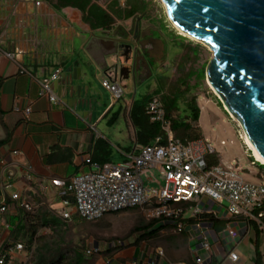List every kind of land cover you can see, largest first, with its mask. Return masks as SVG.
Returning a JSON list of instances; mask_svg holds the SVG:
<instances>
[{"label":"crops","instance_id":"0c3cea01","mask_svg":"<svg viewBox=\"0 0 264 264\" xmlns=\"http://www.w3.org/2000/svg\"><path fill=\"white\" fill-rule=\"evenodd\" d=\"M134 16L128 18L127 24L116 22L107 28H92L75 7L56 8L51 0H0V140L7 137L0 146V158L7 162L8 193L20 191L24 199L31 198L35 202L42 197L52 207L65 210L62 195L66 194V185L72 176L91 168L86 159L103 164L111 162L114 154L123 158L124 152L138 150L135 133L131 134L128 123L127 141L121 130H114L121 111L125 122L132 124L129 112L137 98L132 96L124 106H117L114 102L108 104L100 99L97 88L104 89L101 79L117 64L114 51L106 48L108 45L101 41L102 38L120 36L122 27L129 29L137 21ZM139 23L141 29L149 27L143 26L142 21ZM155 43L162 51V45L158 41ZM5 50H13L17 62L7 58ZM21 69L25 72L21 73ZM73 69L96 73V81L91 82L87 74L74 81L88 84L85 97L88 102L77 103L74 108L75 95L67 82L64 92L62 89L58 95V102H51L47 96L38 94L41 81L49 80L58 70L59 82L63 74L67 77ZM161 75V72L156 74V81L147 86L142 96L156 89L163 91L164 85L159 80ZM135 80L141 85L150 79L141 81L138 77ZM112 81L122 88V95L135 92L137 84L134 87L130 79L114 80L112 76ZM58 82L53 83L56 93ZM26 108L30 110L28 114ZM130 143L135 146L131 148ZM14 150L20 153L14 154ZM13 214L11 209L8 216ZM235 225L239 231L236 239H230L222 229L214 235L215 264H254L255 248L260 251L261 233L264 232L245 221L238 220ZM6 234L0 225V248ZM185 236L183 253L172 255L166 250L159 264H193L190 251L193 242L187 234ZM228 249L238 252L236 262L227 258ZM141 252V248L133 250L135 264H146ZM260 254L262 264L261 251ZM10 256L13 258L11 264H17L16 260L25 263L28 258L26 252L18 250H12ZM105 262L120 264L114 258Z\"/></svg>","mask_w":264,"mask_h":264},{"label":"built area","instance_id":"2783aa9c","mask_svg":"<svg viewBox=\"0 0 264 264\" xmlns=\"http://www.w3.org/2000/svg\"><path fill=\"white\" fill-rule=\"evenodd\" d=\"M133 25L131 30L137 32L139 28L135 30ZM108 39L112 42L114 40ZM112 42L107 41L106 44L110 43L108 46H111ZM4 55L17 62L13 50H5ZM20 72L24 73L25 70L21 69ZM147 72L145 70V74ZM58 75L57 70L49 80L39 83L38 94L47 96L51 102L59 101L58 93L53 87V83L58 81ZM110 76L101 79V86L119 99L122 88ZM29 111L26 108L25 113L28 114ZM145 113L150 122L159 124L161 134L155 136L150 143L139 146L137 151L124 152L122 161L99 164L86 159L91 168L72 176L66 185V192L73 196V204L71 210L61 212L65 219H70L75 214L81 220L92 221L107 213L142 208L146 216L156 220L158 225L171 226L174 233L188 235L193 242L190 251L195 264H207L216 254L214 235L218 232L214 229L215 222H224L222 230L230 239L238 238L239 231L235 225L238 220L247 224L252 220L258 228L264 229V182H249L231 165L219 161L213 163L212 159L217 152L205 138L183 141L175 137L171 118L166 115L158 96H152L148 100ZM13 153L18 155L20 152L14 150ZM6 166L7 162L0 158V224L7 233L4 241L8 240L10 226L6 215L10 210L19 207L33 209L20 191L8 193ZM145 168L157 171L161 185L150 186L143 181L141 172ZM210 203L215 206H210ZM64 204L68 206L69 202L64 200ZM257 209L260 210L259 214H255ZM8 241L5 250L0 251V264H11V257L8 258L7 254L22 248L21 244ZM98 251L95 244H89L85 248L87 255ZM144 254L146 264H159L160 258L164 256L160 247L153 253L149 251ZM226 256L232 262L239 258L234 249H228ZM135 263L134 260L133 264Z\"/></svg>","mask_w":264,"mask_h":264},{"label":"rangeland","instance_id":"374dc122","mask_svg":"<svg viewBox=\"0 0 264 264\" xmlns=\"http://www.w3.org/2000/svg\"><path fill=\"white\" fill-rule=\"evenodd\" d=\"M103 7H109L115 0H95ZM127 0H117L120 7H125ZM148 4L144 11L138 12L136 15L142 19L143 26H154L162 34L165 42L166 56L165 61L160 65L161 83H163V92H174L179 88L183 92L182 98L179 100V110L173 113L176 118L180 116L182 119L188 120L193 124L198 137H203L209 141L217 152L218 161L231 167L238 172V174L245 180L252 183L264 182V167L259 166L244 142L243 129L236 117L219 101L218 96L213 92L208 81L205 79V69L208 61L212 57V51L203 43L184 35L173 26L161 0H144ZM130 19H116V22L127 24ZM186 34V33H185ZM204 71V77L197 78L196 72ZM192 72L193 75L189 77L187 74ZM155 74V72H154ZM164 75V76H163ZM156 75L147 81L145 84H137L135 92L127 94L123 93L121 99H116L113 94L100 87L98 94L100 99L106 103H115V105L124 106V103H129L132 96L139 98L147 89V86L156 81ZM196 98V103L200 108V117L197 123L192 122L187 115L190 116L186 103L192 98ZM221 99V98H220ZM128 120V117H126ZM129 124L131 134L135 133L133 125L126 121L121 111L118 115L117 124L114 130H121L124 139L127 141L128 130L126 124ZM193 134V135H194ZM181 137L180 135H178ZM197 137V138H198ZM131 148L135 146L131 144ZM140 144H137L138 148ZM130 148V149H131ZM121 155H115L111 162L122 161ZM253 161L254 163H252ZM141 177L145 183L150 186L161 185L162 181L158 177L155 169L145 168L141 172ZM151 180H148V179ZM39 199V198H38ZM41 204L49 209H55L62 212V209H56L51 206L48 200L40 197ZM32 204L33 208L39 205L31 198L25 199ZM210 206H215L210 203ZM13 208V212H14ZM52 209V210H53ZM63 209H72V205H63ZM68 235L83 249L89 244L98 246V252L91 255L93 264H107L105 261L109 258H114L120 264H132L134 260L132 257L135 253V248H141L142 256L144 257L147 251L151 253L157 247H160L164 253L166 250L172 255L183 253L182 235L175 234L171 226H162L152 236H141L145 231L144 225L156 222L148 218L142 208L124 209L114 213H107L95 221H83L75 214H72L70 219H67ZM156 224V223H155ZM1 225V224H0ZM158 225V223L156 224ZM2 226V225H1ZM48 230L41 231L46 233ZM264 232V229H262ZM9 233V232H8ZM260 251L264 264V233H261ZM122 242L124 244H122ZM116 249L106 250L108 247ZM113 255V256H111ZM143 260V258L141 257ZM17 264H21L20 260H16ZM19 261L21 263H19Z\"/></svg>","mask_w":264,"mask_h":264},{"label":"water","instance_id":"95a60500","mask_svg":"<svg viewBox=\"0 0 264 264\" xmlns=\"http://www.w3.org/2000/svg\"><path fill=\"white\" fill-rule=\"evenodd\" d=\"M173 26L212 49L205 69V79L222 96L230 112L240 122L248 142L264 159V0H161ZM133 28H140L139 20ZM103 43L111 41L102 38ZM164 49L162 39H157ZM131 54L130 67L125 70L122 54L114 51L117 64L105 73L116 79H130L135 85L137 74L141 81L152 72L148 61L135 41H122ZM113 45L106 47L112 49ZM145 70L148 72L145 74ZM96 81L94 72L72 70L57 83L58 95L64 92L65 82L75 95V104L88 102V84L74 83L83 76ZM104 74V73H103ZM125 87V86H123ZM98 88V87H97Z\"/></svg>","mask_w":264,"mask_h":264},{"label":"trees","instance_id":"16d2710c","mask_svg":"<svg viewBox=\"0 0 264 264\" xmlns=\"http://www.w3.org/2000/svg\"><path fill=\"white\" fill-rule=\"evenodd\" d=\"M56 8L71 6L79 9L82 12L83 20L92 28H107L115 23V20L128 19L133 17L140 11H144L145 6L148 4L144 0H127L125 7L118 5L117 0L113 2L109 7H103L95 0H51ZM189 77L193 75L192 72L187 74ZM197 78L204 77V71L199 70L196 72ZM152 96H158L165 109L166 115L171 118L172 131L175 137L181 140H190L197 138L199 134L194 129L195 126L188 120L182 119L180 116L174 117L173 113L177 112L179 108V100L183 96V92L177 88L174 92H163L161 89H156L152 93H147L140 98L135 99L130 108L129 116L130 120L135 128V142L136 145H146L150 143L155 136L161 134V128L158 123L150 122L147 114L145 113V106L148 100ZM192 122L197 123L200 116V108L196 103V98L192 97L187 103ZM194 134V135H193ZM180 135L181 137H179ZM7 141V137L0 140V146ZM90 161L94 162L90 159ZM213 163L218 162L217 155L212 159ZM264 167V164H258ZM63 199L68 201L69 204H73V196L66 192L62 195ZM39 205L31 210H26L22 207L16 208L14 214L11 216L6 215L9 223L8 240L11 243H19L22 245L21 249H14L18 251L26 252L27 261L23 264H93L91 255H87L82 245L77 244L68 235L67 219H65L61 212L55 209H49L45 205L41 204V199H37ZM260 210H255V214H259ZM104 216V215H103ZM264 221V215L262 216ZM97 220V219H96ZM86 221V220H83ZM95 221V220H92ZM156 220H153V222ZM253 226L257 227V224L252 220L249 221ZM157 224V222H155ZM150 222L144 225L145 228L141 236H152L158 231L162 225H156ZM224 225L223 221H217L214 223V229L217 231L222 229ZM48 230L46 233L41 231ZM178 234V233H175ZM182 243H186V236L183 233ZM4 241L0 248V251L5 250L7 242ZM9 244V243H8ZM113 247V246H112ZM116 249L107 248L106 250ZM100 251V250H99ZM10 258V254H7ZM113 256V255H111ZM256 260L254 264H261V254L258 248H255ZM11 260L13 258L11 257ZM12 263V262H11ZM216 259L212 256L210 262L207 264H215ZM193 264H195L193 262Z\"/></svg>","mask_w":264,"mask_h":264},{"label":"flooded vegetation","instance_id":"af4514ba","mask_svg":"<svg viewBox=\"0 0 264 264\" xmlns=\"http://www.w3.org/2000/svg\"><path fill=\"white\" fill-rule=\"evenodd\" d=\"M134 17H135V19L138 18L137 15ZM141 20L142 19H139V22ZM131 27H132V25H131ZM131 27H129V29H131ZM129 29L122 27L121 30H123V31H122L121 35L113 38L114 40L112 42V44H113L112 50L117 51V47H119L118 51L122 54V57H120V60L121 61L124 60L123 62H125V63L123 64V66H125V70H128L130 67V63H131V61H130L131 54L129 53L130 51L126 47L121 46L122 43L120 41L134 40L136 42L137 48H140V50L143 51V53H144V55L148 61L150 70L152 72V75L148 79H151L153 77V75H156L158 72H161L158 69H160V65L163 63L162 60L165 58L164 54H166L165 46H164V50L161 51V50H159L157 43H155V41H157L158 38L163 39L162 34L154 26H149V27L144 28V29L139 28V32H135V31H133V29L132 30H129ZM144 31L147 32L146 35L143 34ZM109 44L110 43H107V45H109ZM154 72H155V74H154ZM138 77H141V76H139L137 74L136 78H138Z\"/></svg>","mask_w":264,"mask_h":264},{"label":"bare ground","instance_id":"6f19581e","mask_svg":"<svg viewBox=\"0 0 264 264\" xmlns=\"http://www.w3.org/2000/svg\"><path fill=\"white\" fill-rule=\"evenodd\" d=\"M178 30H180V29H178ZM180 32L181 33H183L184 35H186V36H188V37H191L190 35H188V34H185L183 31H181L180 30ZM191 38H193V39H195L196 41H198V42H200V43H203L204 45H206L211 51H212V49L210 48V46L207 44V43H205V42H203V41H200V40H198V39H196V38H194V37H191ZM208 84L211 86V88H212V90H213V92L218 96V97H220L221 98V100L223 101V99H222V96L213 88V86L209 83V81H208ZM225 105V104H224ZM225 107L227 108V106L225 105ZM228 109V108H227ZM229 110V109H228ZM230 111V110H229ZM243 138H244V142H245V144L247 145V147H248V149L250 150V152L253 154L252 156H253V158L256 160V161H259L260 163H262V164H264V159L261 157V155L257 152V150L248 142V139H247V137H246V135H245V133H243V136H242Z\"/></svg>","mask_w":264,"mask_h":264}]
</instances>
